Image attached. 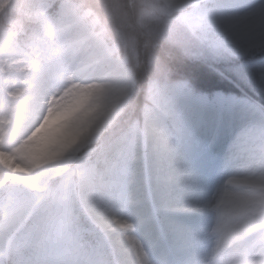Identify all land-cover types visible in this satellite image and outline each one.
<instances>
[{
    "label": "rangeland",
    "instance_id": "1",
    "mask_svg": "<svg viewBox=\"0 0 264 264\" xmlns=\"http://www.w3.org/2000/svg\"><path fill=\"white\" fill-rule=\"evenodd\" d=\"M55 1L53 12L46 0L38 5L45 15L47 50L55 58L52 65L40 69L8 44L0 47V74L5 78L0 88V178L10 176L34 189L42 180L25 168L24 160L35 163L43 178H54L73 156L116 122L134 93L126 62L116 55L117 47L105 36V29L90 18L91 12L72 0ZM161 1L177 12L200 4L199 0ZM211 1L213 5L217 3ZM223 3L228 7L216 15L211 14V9L200 8L193 18L227 34L229 44H238L241 50L264 45V34L257 31L258 20L264 15V0ZM69 23L72 30H68ZM82 32L85 38H91L88 43L78 36L71 37ZM97 42H102L105 49L101 48L104 56L98 59L93 48ZM32 48L37 46L32 44ZM89 56L95 68L85 72L84 62ZM113 61L117 64L113 65ZM97 62L100 64L96 67ZM69 64L75 67L69 70ZM260 70L254 73L264 75L263 65ZM77 73L80 79L75 78ZM70 82L89 85L97 92L93 108L85 116L87 131L68 142L59 154L39 160L28 158L25 137L44 106ZM166 89L155 102L156 117L142 121L130 137L126 148L129 146L132 152L130 163L134 168L122 175L121 191L108 205L94 210L82 189L64 182L54 188L56 214L45 244V252L52 258L48 264H54L61 253L52 242L56 227L68 222L79 208L109 236L111 250L121 256L120 264H141V258L145 264H173L175 259L178 264H264V108L250 99L237 101L222 93L212 99L206 95L193 97L176 84ZM187 103L190 105L185 112ZM166 112L181 116L184 132L194 147L174 157L175 181L165 199L159 201L148 192L149 168L140 172L136 164L142 168L144 151L160 147ZM125 156L123 151L120 159L125 160ZM229 175L241 182L224 189L227 212L219 217L212 205L220 199V186ZM17 190L8 187L5 196L0 194V219L8 217L19 226L28 205L14 200ZM158 212L163 213L162 220ZM5 246L0 239V254Z\"/></svg>",
    "mask_w": 264,
    "mask_h": 264
},
{
    "label": "trees",
    "instance_id": "2",
    "mask_svg": "<svg viewBox=\"0 0 264 264\" xmlns=\"http://www.w3.org/2000/svg\"><path fill=\"white\" fill-rule=\"evenodd\" d=\"M75 1L91 9L97 22L105 26L107 34L127 60L135 82L129 104L115 125L74 157L57 177L80 187L94 208L107 205L116 195L113 187L124 170L118 164L115 142L122 139L120 144L123 146L137 124L154 116V100L166 84L177 82L192 94L205 93L210 97L216 92L236 99L250 96L264 106V75L254 73L264 66V46L249 48L242 54L236 48L238 46L229 44L225 34L198 23L188 25V15L197 8L177 13L166 8L160 0ZM200 1L206 9L211 8L212 2ZM37 2L0 0V44L11 37L16 49L47 66L51 60L45 57V43L40 37L43 24L41 14L36 10ZM257 30L264 31V15ZM32 42L38 43V51L29 52ZM2 82L0 78V85ZM182 124L180 118L168 114V138L164 145L145 153L153 196L160 192L166 194L158 187L162 184L166 188L174 181L173 158L189 150L190 142ZM127 150L130 156L131 152ZM25 167L41 177L34 163L26 160ZM57 179L45 181L47 188L51 189ZM5 184L6 181L0 182L1 186ZM13 185L19 188L20 201L28 203L29 207L20 227L8 219L0 223V237L7 240L0 264L47 262L48 257L42 254L41 246L53 216L49 194L20 183ZM54 242L62 251L58 264H120V256L110 250L105 235L92 226L81 209L69 222L59 226Z\"/></svg>",
    "mask_w": 264,
    "mask_h": 264
},
{
    "label": "clouds",
    "instance_id": "3",
    "mask_svg": "<svg viewBox=\"0 0 264 264\" xmlns=\"http://www.w3.org/2000/svg\"><path fill=\"white\" fill-rule=\"evenodd\" d=\"M97 92L89 85L70 82L55 99H51L40 113L36 123L25 139L27 157L39 160L59 154L65 145L87 131L85 116L92 110ZM231 175L227 176L221 188V197L214 201V212L223 217L227 208L223 204L224 189L233 183H240ZM235 207V206H234ZM218 223L216 227H218ZM215 227L213 231H215Z\"/></svg>",
    "mask_w": 264,
    "mask_h": 264
},
{
    "label": "bare ground",
    "instance_id": "4",
    "mask_svg": "<svg viewBox=\"0 0 264 264\" xmlns=\"http://www.w3.org/2000/svg\"><path fill=\"white\" fill-rule=\"evenodd\" d=\"M74 27H73V25H71V23H69V27H68V30H72ZM78 36V38L80 39V41H86L85 43H88L89 41H90V37H88V38H85V34H84V32H82V33H75V34H73V35H71V37L73 38V37H77ZM87 36H91V35H87ZM70 37V38H71ZM75 41V40H74ZM69 47H72V45L70 44L69 45ZM68 47V48H69ZM94 48V56L95 57H97V59L98 58H101V57H103L104 55H103V53H102V50H101V48L103 49V50H105L104 49V46H103V44H102V42H97V44L93 47ZM116 55H117V53H116ZM119 59V58H118ZM91 57L89 56V57H87L86 59H85V62H84V64H87V66H84V69H87V70H83V71H85V72H88L90 69H94L95 67H94V64H92L91 63ZM124 62V61H123ZM78 64V63H77ZM100 64V62H97V63H95V65H96V67H97V65H99ZM117 64V62L116 61H113V65H116ZM75 67L74 66V64H69L68 65V67H69V70H70V67ZM115 72L116 71V69H111V72ZM75 78L76 79H80L81 77H80V73H77V74H75ZM197 108L199 107V104H200V99L197 101ZM255 264H263V263H261V262H255Z\"/></svg>",
    "mask_w": 264,
    "mask_h": 264
},
{
    "label": "snow or ice",
    "instance_id": "5",
    "mask_svg": "<svg viewBox=\"0 0 264 264\" xmlns=\"http://www.w3.org/2000/svg\"><path fill=\"white\" fill-rule=\"evenodd\" d=\"M227 7L228 5L223 3V0H217V3L211 6V14L216 15ZM241 51L247 52L249 51V49L245 48V49H242ZM141 264H145L142 258H141Z\"/></svg>",
    "mask_w": 264,
    "mask_h": 264
}]
</instances>
